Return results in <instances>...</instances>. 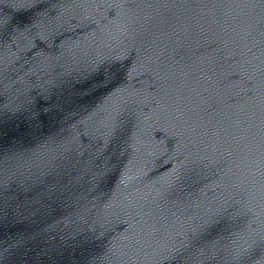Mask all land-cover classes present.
<instances>
[{
    "label": "water",
    "instance_id": "water-1",
    "mask_svg": "<svg viewBox=\"0 0 264 264\" xmlns=\"http://www.w3.org/2000/svg\"><path fill=\"white\" fill-rule=\"evenodd\" d=\"M0 264H264V0H0Z\"/></svg>",
    "mask_w": 264,
    "mask_h": 264
}]
</instances>
